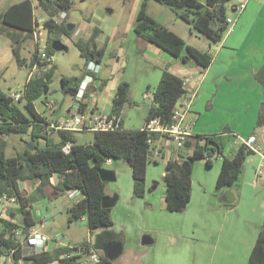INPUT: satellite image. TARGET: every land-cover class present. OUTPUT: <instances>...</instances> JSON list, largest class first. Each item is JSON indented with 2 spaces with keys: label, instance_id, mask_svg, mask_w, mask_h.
I'll list each match as a JSON object with an SVG mask.
<instances>
[{
  "label": "trees",
  "instance_id": "trees-1",
  "mask_svg": "<svg viewBox=\"0 0 264 264\" xmlns=\"http://www.w3.org/2000/svg\"><path fill=\"white\" fill-rule=\"evenodd\" d=\"M148 0L143 3L138 11L135 21L137 36L153 43L184 62H191L201 69H206L212 62V55L189 44L177 32L169 29L157 21L148 12ZM167 5L178 17L188 22L192 28L214 43L221 42L230 28L227 21L228 3L230 0H157ZM73 6L72 0H20L10 4L5 10L0 9V34L6 35L12 42L13 53L19 65L25 62L21 57V43L27 37H33L38 23L35 15L36 7L45 13L43 26L54 32L57 38L62 35L71 36L74 25L67 21L68 12ZM66 13L60 21L56 17ZM39 24V23H38ZM41 25V24H40ZM101 29L95 27L87 39L80 38L76 45L85 58V66L90 61L97 64L103 62L106 54V43L97 46V38ZM93 45L95 47H93ZM48 54L52 56L55 49L52 43L47 45ZM39 50L33 54L32 66L37 71L28 78L21 89L19 99H15L11 92L0 88V198L6 196L14 198L21 204V220L13 222L3 220L0 229V264H8L2 257H12L15 264H46L59 261L62 264H71V260L62 255L69 252L70 248H55L42 252H29L25 254L24 241L29 231L36 225V217L32 207L34 202L48 195L47 189L65 193L69 190H81L85 197L75 199L69 207V219L79 220L88 215L91 230L98 227H113L112 208L103 207L102 200L108 193V182L100 174L106 168L109 159H126L132 167L134 179V195L143 196L148 190L147 167L150 162H159L166 159L164 183L166 185L165 205L172 211H184L192 198L193 172L195 163L205 159L208 166H212L213 159H221V169L216 183V194L223 193L226 187L237 186L244 170L245 159L255 151L248 149L246 144L236 150L233 155L225 153L226 141L223 134H189L184 146L174 148L167 155L159 141L168 137L160 131H153L142 126L139 128L122 127L116 130L94 132L92 142H80L77 132L57 130L50 127L48 118L54 115L48 98L50 85L53 81L56 66L52 62H43L39 57ZM90 73L85 70L80 76L63 75L61 77V90L65 96H75L81 81ZM94 77H98L93 73ZM256 79L264 86V64L256 72ZM108 79L100 78V89L105 87ZM153 98L147 110L145 121L159 118L163 125L173 122L174 109L178 101L187 93L184 79L170 70L169 65L163 68L158 84L153 88ZM65 98V97H64ZM89 98L86 92V100ZM42 99L45 108L43 112L38 109L36 100ZM87 102V101H86ZM85 102V103H86ZM130 102V84L122 80L118 83L112 100V113L122 116L123 109ZM212 107V101L207 108ZM58 124L60 121L58 119ZM257 127H264V98L261 102ZM52 131H57L60 139L54 137ZM11 134L28 135L23 143V148L17 150L12 156L7 155L8 139ZM169 138V137H168ZM72 142L70 153L63 150L66 142ZM190 142L191 146L186 147ZM32 143L31 147L29 144ZM158 148L159 153L154 154ZM55 182H54V176ZM26 182L24 189L21 183ZM218 192V193H217ZM237 200H225L226 207H234ZM89 241H82L75 249H89ZM103 264H113V261L103 252ZM247 264H264V224L257 236L253 250Z\"/></svg>",
  "mask_w": 264,
  "mask_h": 264
},
{
  "label": "crops",
  "instance_id": "crops-1",
  "mask_svg": "<svg viewBox=\"0 0 264 264\" xmlns=\"http://www.w3.org/2000/svg\"><path fill=\"white\" fill-rule=\"evenodd\" d=\"M241 1H247V5L242 12H238L236 5ZM147 4L150 12L148 1ZM228 5L229 14L235 17V23L227 30L221 42H206L205 49H201L212 55V62L206 69H201L191 62H184L164 49L154 52L157 60L152 77H148L145 83L137 88V93L131 92L130 85V102L125 105L122 113L123 125L126 128H139L144 125L153 97L144 108V120L141 123L133 120L134 113L127 112L126 106L138 104L137 94L141 90L142 97L146 100L144 94L150 89L153 91L160 81L163 68L169 65L172 72L187 80V93H194L196 96L186 115L191 135L218 133L223 134L224 138L231 137V143L225 150L229 155H233L252 134H255L258 143L264 146V127L256 126L264 98V86L255 77L256 72L264 64V0H230ZM37 17L45 18L41 14ZM153 17L157 20L155 16ZM101 31L97 42L105 41V44L106 33L103 29ZM102 65L103 62L100 68ZM97 76L98 86L94 87L95 84L89 86V98L86 100L88 109L92 110L111 106L119 83L113 82L111 77H101L99 73ZM100 78L109 80L102 89ZM100 91L102 95L97 96ZM210 100L212 107L208 109L207 104ZM64 101L65 98L62 104ZM70 107L71 105L65 112L62 107L60 109L55 107V113L50 118L55 117L61 121L70 115ZM159 144L164 146L167 155L174 150L173 143L168 137L160 140ZM109 160L108 168L116 171V179L108 182L107 195L118 196L112 207L114 226L103 232V238L99 239L98 245L87 239L88 246L102 254L108 245L120 243L123 250L113 260V264H214L212 262L214 259L217 260L220 252L224 261L234 259L235 264H247L264 224V149L246 157L238 185L226 187L219 195L216 194V183L221 169V159H213L212 166H208L205 159L196 161L192 198L182 212L165 208L164 171L162 180H158L155 167L152 166L155 162H150L147 167L146 194L135 196L132 167L129 172L121 170V163L114 162L112 158ZM155 164L158 165V162ZM261 165L262 171L259 170ZM75 196L78 199L85 197L81 190H75ZM228 199L237 200L236 205L226 207L223 202ZM73 202L74 199L71 205ZM71 205H68L65 217L69 222ZM21 213L22 210L11 213L8 219L19 222L21 218L18 219L16 215L21 216ZM35 215L41 222L53 217V214L49 215L44 209H38ZM75 222H88L87 225L90 227L87 214L84 215V219ZM66 234H60L68 243L67 246H60L61 248H75L86 240L75 233ZM145 237H149L151 242H144ZM221 245L223 246L220 248ZM60 247H57L52 239L47 242V250ZM3 260H7L8 264H15L12 257L5 256L1 258V261Z\"/></svg>",
  "mask_w": 264,
  "mask_h": 264
},
{
  "label": "rangeland",
  "instance_id": "rangeland-1",
  "mask_svg": "<svg viewBox=\"0 0 264 264\" xmlns=\"http://www.w3.org/2000/svg\"><path fill=\"white\" fill-rule=\"evenodd\" d=\"M20 0H0V9L5 10L10 4ZM73 6L68 12L67 21L73 24L74 31L71 36L62 35L57 38L54 32H49L43 25L38 24L35 29L33 37H27L22 40L21 43V57L25 59L22 65H19L17 59L13 53L11 40L3 34H0V88L8 92L20 91L31 77L37 68L32 66L33 54L38 50L47 48V45L54 40L59 39L64 43L67 48L64 50H56L52 57V64L56 66L53 81L50 85V92L48 98L56 101L55 107L66 111L69 105L72 103L71 96H65L61 90V77L63 75H76L80 76L85 72V58L81 53V50L76 45V41L80 38L87 39L91 36L95 27L101 28L106 33V47L107 51L105 59H103V65L101 66L99 76H108L113 79V82H120L122 80L128 81L131 85V92L137 93L141 84L145 83L148 77H152L154 74V65L156 64L157 56L156 50H162L161 47L156 46L144 39L137 36L135 32V21L138 11L143 3V0H72ZM150 3V14L155 16L158 21L169 29L182 35L186 41L198 49H205L206 42H212L207 37L200 34L191 25L178 17L167 5L160 3L157 0H148ZM149 6V5H148ZM36 16L39 14L45 16V13L36 7ZM234 17V16H233ZM235 18V17H234ZM105 42V41H104ZM103 41H98V46L104 45ZM93 47H95L93 45ZM143 81V82H142ZM145 89V88H144ZM147 90V89H145ZM142 91L138 94V104L126 106L127 112L134 113L133 120L142 122L144 120L145 107L151 101L153 97L152 90H148L149 98L146 100L142 97ZM102 95V91L97 93ZM65 97L64 104L63 98ZM36 105L41 112L45 108L42 99L36 100ZM55 107H51L50 112ZM55 113V112H54ZM53 115V113H51ZM50 118V117H49ZM63 119V118H62ZM50 123H57V120L50 118ZM51 127V126H50ZM52 128V127H51ZM54 137L59 140L60 135L57 131H52ZM77 137L80 142H92L94 140V132L91 130L77 132ZM8 148L7 155L12 156L17 150L23 148V143L26 139H29L28 135L11 134L7 137ZM231 137H225L224 141L226 145L231 143ZM174 148L176 147L173 142ZM31 147L32 143L29 144ZM173 148V149H174ZM228 154V153H227ZM114 162L121 163V170L131 169L130 163L123 158H112ZM166 160H161L158 165L153 163L155 167V173L157 172V179L162 180L163 171L165 172ZM110 165L106 164V168ZM55 181V180H54ZM29 184V183H27ZM56 190L52 187L47 189L48 195L41 197L34 202L32 211L35 212L38 209H44L49 215L53 214L52 219L47 220L45 223L40 221L36 215V225L34 228L47 233L56 234L62 233H75L82 237L81 239H91L92 242L98 245L99 239L103 238V232L106 229L111 228H98L91 229L88 222L77 223L74 221L69 222L66 219V211L68 205H71L73 199L70 196V192L54 193ZM45 205V207H44ZM166 208V205H165ZM21 210V204L14 199L0 202V212L4 213V219H8L11 213H17ZM18 219L21 218L19 214L16 215ZM48 219V218H47ZM3 226L2 217H0V229ZM223 245L220 246V248ZM217 260L214 259V264H235L234 259L224 261L221 252L217 255ZM227 257V256H226ZM216 260V261H215ZM53 264H62L59 261L53 262Z\"/></svg>",
  "mask_w": 264,
  "mask_h": 264
},
{
  "label": "built area",
  "instance_id": "built-area-1",
  "mask_svg": "<svg viewBox=\"0 0 264 264\" xmlns=\"http://www.w3.org/2000/svg\"><path fill=\"white\" fill-rule=\"evenodd\" d=\"M247 5V1H241L236 5V10L238 12H242ZM230 6L228 5V13H227V21L229 26L231 27L235 23V18L229 14ZM66 17V13H62L56 17L57 21L64 19ZM38 23L45 20V18L37 17ZM38 23L36 26H38ZM37 28V27H36ZM35 32V31H34ZM36 34V32H35ZM39 57L43 62H51L52 57L48 54L46 48L39 50ZM87 70L90 73H87L84 79L81 81L78 91L73 97V101L70 107V115L62 119L58 124H50L51 127L56 128L57 130H70V131H78V130H116L122 127V116L112 113V104L106 108H98L95 110L88 109V105H86V92H88L89 86L95 84L98 86L97 78L94 77L93 73L99 71L100 65L90 61L87 65ZM187 80L184 79V85L186 87ZM22 90L16 91L12 93V96L15 99H19L21 97ZM145 98H149L148 93L144 94ZM196 96L195 94L186 93L177 104V107L174 109L173 113V122L169 125H163L160 122L159 118H152L149 121H145L143 126H147L150 130L160 131L162 133L167 134V136L171 139V141L175 142L176 148H180L184 146V142L189 134H191V127L189 123L186 122V115L190 110L192 104L194 103ZM49 106L52 107V101L49 102ZM244 144L247 145L248 149H251L255 152L261 151L264 149V146L258 143V138L255 134L250 135L247 139L244 140ZM72 148V142L68 141L63 145V150L66 153H70ZM159 153L158 148L154 149V154L157 155ZM110 161V160H108ZM263 165L259 167V170L262 171ZM56 177V175L54 176ZM26 182L21 183V187L24 189L32 188V186L28 187ZM70 196L73 199L77 200L75 196V191L70 190ZM4 199L10 200L6 196L0 198V202ZM14 199V198H12ZM15 200V199H14ZM39 214V211H38ZM0 217L4 218V213L0 212ZM84 219V216L81 218ZM48 219L46 218L45 221ZM44 221V222H45ZM54 240L57 247L67 246L68 243L64 240L60 234H54L53 236H49L44 234L43 232L33 228L29 231L27 239L35 248V251L42 252L47 250V242L49 240ZM63 257L71 260V264H103V257L100 252L95 250L92 247L89 249H75L71 248L69 252L63 254ZM52 264V263H46Z\"/></svg>",
  "mask_w": 264,
  "mask_h": 264
},
{
  "label": "water",
  "instance_id": "water-1",
  "mask_svg": "<svg viewBox=\"0 0 264 264\" xmlns=\"http://www.w3.org/2000/svg\"><path fill=\"white\" fill-rule=\"evenodd\" d=\"M52 47L55 50H64L67 48V46L64 43H62L59 39L54 40L52 42ZM190 146H191V143L188 142L186 144V147H190ZM100 174H101L102 179L107 182H111L116 179V171L113 169L102 168L100 170ZM117 199H118V196L116 194L106 195L102 200V206L106 208L107 207L112 208L115 205ZM144 242H151V240L149 239V237H145ZM23 245L25 248V252H24L25 254H28L29 252H32V253L35 252L34 246L28 240H25ZM122 250H123V247L120 243L110 244L107 247H105V253L108 256V258L112 261L122 253ZM29 262H30L29 259H27L25 261V264H29Z\"/></svg>",
  "mask_w": 264,
  "mask_h": 264
}]
</instances>
